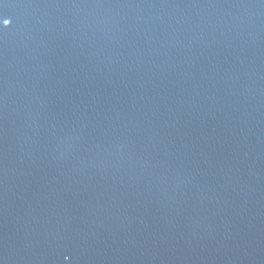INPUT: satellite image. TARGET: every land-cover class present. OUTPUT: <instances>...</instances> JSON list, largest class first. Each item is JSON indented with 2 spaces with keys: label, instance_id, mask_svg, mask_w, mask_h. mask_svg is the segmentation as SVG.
Listing matches in <instances>:
<instances>
[{
  "label": "water",
  "instance_id": "1",
  "mask_svg": "<svg viewBox=\"0 0 264 264\" xmlns=\"http://www.w3.org/2000/svg\"><path fill=\"white\" fill-rule=\"evenodd\" d=\"M0 264H264V0H0Z\"/></svg>",
  "mask_w": 264,
  "mask_h": 264
}]
</instances>
